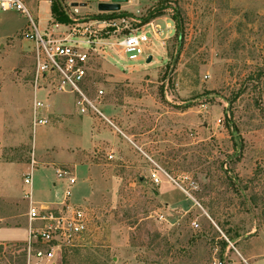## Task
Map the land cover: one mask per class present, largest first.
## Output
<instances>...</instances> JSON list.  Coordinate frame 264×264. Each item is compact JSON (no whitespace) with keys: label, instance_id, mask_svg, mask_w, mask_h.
Here are the masks:
<instances>
[{"label":"rangeland","instance_id":"1","mask_svg":"<svg viewBox=\"0 0 264 264\" xmlns=\"http://www.w3.org/2000/svg\"><path fill=\"white\" fill-rule=\"evenodd\" d=\"M23 2L38 26L39 0ZM57 3L68 21L50 12L40 31L100 13L124 32L151 21V60L99 49L87 92L97 111L81 113L76 93L33 92L29 19L0 10V264H26L31 157L33 197H56L55 169L68 168L89 219L54 264H264V0ZM34 97L46 125L32 126Z\"/></svg>","mask_w":264,"mask_h":264},{"label":"built area","instance_id":"2","mask_svg":"<svg viewBox=\"0 0 264 264\" xmlns=\"http://www.w3.org/2000/svg\"><path fill=\"white\" fill-rule=\"evenodd\" d=\"M0 10H15L25 15L31 24L27 34L35 45L34 69L32 73L33 92L51 86L53 92H72L78 94L76 104L81 113L87 108L97 111L92 100L87 96L91 72L96 52L104 47H119L126 61L147 60L146 53L150 36L155 35L153 23H145L140 29L124 32L113 19L94 18L74 21L70 25L52 24L40 31L34 23L23 0H0ZM113 28V29H111ZM111 29L116 33L113 41L102 38L103 31ZM101 89L97 90L100 97ZM44 105L39 99L32 102V126L46 125L47 117L41 115ZM110 157V156H109ZM36 161L31 157L29 170L23 174V195L27 201V219L38 226H30L25 244L26 264H54L57 253L74 244L87 230L89 219L86 211L71 203L72 186L76 177L68 168H56L58 180L65 182V187L57 191V206L46 202L35 206L32 203V171ZM155 184L159 177L153 173ZM220 264V263H219Z\"/></svg>","mask_w":264,"mask_h":264},{"label":"crops","instance_id":"3","mask_svg":"<svg viewBox=\"0 0 264 264\" xmlns=\"http://www.w3.org/2000/svg\"><path fill=\"white\" fill-rule=\"evenodd\" d=\"M39 5H40V11H39ZM35 9H36V17H37V21H38V23H39V25H38V28L40 29L41 28V26H43L44 27V25L46 24V21H47V19L49 18V16H51V14H50V2L48 1V0H39V3L37 4V7H35ZM39 91V90H38ZM38 91H36V92H38ZM35 92V93H36ZM35 98V97H34ZM33 98V99H34ZM37 99V98H36ZM43 102V105H44V101H42ZM53 104V103H52ZM45 107V106H44ZM44 107H43V109H42V111H41V115L42 116H45V117H47L45 114H44ZM53 107L55 108V109H58L57 108V106L55 105V104H53ZM40 159H42V161H44V156L43 157H41ZM44 163V162H43ZM7 163H3V162H1L0 161V166L1 167H3V166H5ZM29 164V163H28ZM28 170H29V165H28ZM27 170V171H28ZM26 171V172H27ZM33 171H34V169H33ZM33 171H32V183H33ZM25 172V173H26ZM52 200V201H51ZM51 200L50 201H44V200H38V199H35L34 197H33V188H32V203L35 205V206H39L40 204H42V203H44V202H46V203H48V204H50V205H52L53 203H57V198L54 196V194L52 193V198H51ZM26 209H28V203H27V208ZM26 212H27V210L23 213L25 216H26ZM27 217V216H26ZM2 220H5L3 217H1L0 216V221H2ZM27 237H28V232H29V228H30V226H33V227H36V226H38V223H30L29 221H28V219H27Z\"/></svg>","mask_w":264,"mask_h":264},{"label":"trees","instance_id":"4","mask_svg":"<svg viewBox=\"0 0 264 264\" xmlns=\"http://www.w3.org/2000/svg\"><path fill=\"white\" fill-rule=\"evenodd\" d=\"M50 1V11H51V14L53 15V17L60 21V22H67L68 19H67V16L63 13L62 10H60L59 8V4L57 3V0H48ZM97 18H108L110 17V15H103V13H100V14H97L96 15ZM151 16H148L144 19H142L143 22H147L149 20ZM172 18L174 19V21H176V29H177V32H179V28H180V23L177 22V13H174L172 15Z\"/></svg>","mask_w":264,"mask_h":264},{"label":"water","instance_id":"5","mask_svg":"<svg viewBox=\"0 0 264 264\" xmlns=\"http://www.w3.org/2000/svg\"><path fill=\"white\" fill-rule=\"evenodd\" d=\"M111 1L115 2V3H111V4L100 3V4H98V10H100V11L116 10L119 8L118 2H122V1H126V0H111ZM150 60H151V57L148 56L146 61L149 62Z\"/></svg>","mask_w":264,"mask_h":264}]
</instances>
